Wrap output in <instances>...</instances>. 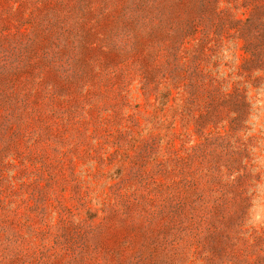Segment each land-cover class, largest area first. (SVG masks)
<instances>
[{"label":"rangeland","instance_id":"obj_1","mask_svg":"<svg viewBox=\"0 0 264 264\" xmlns=\"http://www.w3.org/2000/svg\"><path fill=\"white\" fill-rule=\"evenodd\" d=\"M0 264H264V0H0Z\"/></svg>","mask_w":264,"mask_h":264}]
</instances>
